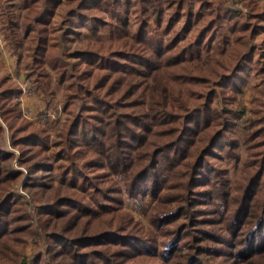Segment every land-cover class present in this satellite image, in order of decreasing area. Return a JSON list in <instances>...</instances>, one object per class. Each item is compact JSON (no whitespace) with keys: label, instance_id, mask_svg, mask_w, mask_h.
<instances>
[{"label":"trees","instance_id":"trees-1","mask_svg":"<svg viewBox=\"0 0 264 264\" xmlns=\"http://www.w3.org/2000/svg\"><path fill=\"white\" fill-rule=\"evenodd\" d=\"M258 3L169 0L164 9L161 0H18L19 23L12 3L0 0L7 44L16 52L29 38L28 89L49 99L54 71L67 116L50 141L44 122L23 116L17 83L0 76V264H150L157 257L162 264H264V125L231 187L216 164L235 150L234 115L218 107L219 95L228 96L251 61L249 39L264 20ZM58 9L70 30L109 26L107 41L67 54L53 27ZM257 106L248 130L264 122V92ZM23 171L24 187L41 201L42 233L27 222L14 189ZM178 172L183 195L170 200ZM55 175L61 190L50 197ZM122 191L132 201L151 197V229L124 208ZM198 219L203 227L194 226ZM38 235L45 250L26 256L27 238ZM159 239L161 248L153 244Z\"/></svg>","mask_w":264,"mask_h":264},{"label":"rangeland","instance_id":"rangeland-1","mask_svg":"<svg viewBox=\"0 0 264 264\" xmlns=\"http://www.w3.org/2000/svg\"><path fill=\"white\" fill-rule=\"evenodd\" d=\"M8 1L9 4L12 3L10 10L14 12L16 21L20 23L23 16V9L19 8L18 0ZM168 1L169 0H161L164 9L168 8ZM258 2V5L261 7V9H264V0H258ZM195 6H197V4H195ZM237 6L243 12H246V7L241 3H237ZM59 11L60 10L58 9L57 15L53 20V27L55 26L58 34L64 36V38L62 39L65 46L68 47L66 50L67 54L70 55V53L72 54V52L74 51L88 48L92 43H104L105 41H107L109 36V26H96L97 30L95 33L91 32V30L89 29L91 26H88L87 24L78 25L76 26L77 28L75 27L74 29L70 30L68 29L69 22L59 21ZM203 13L204 17H207L206 9H203ZM97 15H103V17L108 19L104 12L100 11L99 13H97ZM257 23L258 28L251 34L249 39V44L253 48V56L251 58V61L246 65V69L240 74V76H238L236 80L231 82V85H233L234 88H232V91H227L228 96H223L222 93H220L219 95L221 100L218 104V107L226 106L229 109H232L228 111L230 116L234 115L231 135L235 140V150H233L231 146L230 156L219 157L217 158L216 162L217 166L219 167L218 174L225 175L229 187H231L233 181L243 173V169L245 168V161L249 152V146L251 143H253V141L259 138V134H257V131H259L264 125V122H261L259 119H257L255 122L250 124V130H248L246 126L247 119L257 117L259 113L257 98L260 97L264 92V20ZM1 26L2 17L0 16V76L7 75L11 78V80H14L17 83L18 87L20 88L17 99L19 104L22 101V105L20 104V106L23 112L22 114H24L23 116H25V118L32 123L37 121L44 122L47 128L49 139L50 141H52L56 137L58 130L66 123L67 116L62 110V104L64 101V86L56 82V74L51 70L50 80L52 79L51 86L54 92L49 99L44 98L40 91H33L30 88V90L25 88L23 91L22 86L26 87V83L29 86V79L27 78V71L29 70L26 69L24 65V60L28 52L27 46L29 44V38L27 36L23 37L22 46L17 48V51L14 52L5 41ZM18 31L22 36V30ZM212 50H219L216 44L213 45ZM123 102L124 100L121 101V104H123ZM0 123L3 124L1 120ZM168 127V124L159 125V129ZM251 130H254L253 136L247 138V134ZM4 136V139L9 138V134L7 133L6 129ZM14 152L15 157H13L12 160L16 161L17 163V159L19 158V151L17 149H14ZM17 167H20L21 170H26L24 166H21L19 164L17 165ZM26 174L27 171L26 173L23 171V176L20 178L18 184L16 185V187H14V189H16L22 197L24 206L23 208L26 210V213L29 216L27 222L32 225V229H35L37 232L42 233L40 226L37 225V222L35 220L36 208L38 206V203H41V201L35 196L34 193L24 187ZM114 177L119 181L122 180V178H118L117 175H114ZM181 178L182 177L178 172L170 180L172 184H170V189L167 191V194H170V200L181 199V196L183 195V190L179 182ZM219 180L220 176H218V181ZM51 183L53 187L51 188V190H48V193H51L50 197L61 190L59 176H52ZM77 192L79 194H82L81 191ZM121 196L124 200V208L128 211H131L137 218H139L145 227L151 229L149 224L150 211H148V208L153 204L151 197L147 195L139 198L138 201H132L127 197L124 191L121 192ZM84 197L88 198V194L84 193ZM171 203L169 205H171ZM101 213L103 214V212ZM64 219L65 218L62 217L59 221L61 222ZM193 220L195 221V219ZM195 225L203 227V222L201 221V219H198L196 220V223H194V226ZM190 230L196 232L193 228ZM151 234L157 235L154 230L151 231ZM160 241L161 240L159 239L157 242H153V244L161 248L162 244ZM46 246V241L44 240L42 235H38L34 239L27 238V243L24 247L25 255L35 256L37 251L45 250ZM188 247H191V245L189 244ZM66 259L67 257L65 258V261ZM150 264H162V261L157 257L154 258L153 262H151Z\"/></svg>","mask_w":264,"mask_h":264},{"label":"built area","instance_id":"built-area-1","mask_svg":"<svg viewBox=\"0 0 264 264\" xmlns=\"http://www.w3.org/2000/svg\"><path fill=\"white\" fill-rule=\"evenodd\" d=\"M21 86H22V85H21ZM22 88H23V91H24L25 88L28 89V84L26 83V87H23V86H22ZM28 90H29V89H28ZM23 91H22V92H23Z\"/></svg>","mask_w":264,"mask_h":264},{"label":"crops","instance_id":"crops-1","mask_svg":"<svg viewBox=\"0 0 264 264\" xmlns=\"http://www.w3.org/2000/svg\"><path fill=\"white\" fill-rule=\"evenodd\" d=\"M21 97H22V94H21ZM19 98H20V96H19ZM21 100H22V98H21ZM20 104L22 105V101L20 102Z\"/></svg>","mask_w":264,"mask_h":264}]
</instances>
